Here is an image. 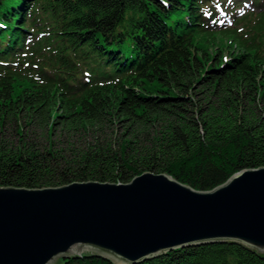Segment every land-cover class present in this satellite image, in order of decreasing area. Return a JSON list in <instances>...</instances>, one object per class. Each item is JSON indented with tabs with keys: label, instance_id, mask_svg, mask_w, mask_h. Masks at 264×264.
<instances>
[{
	"label": "trees",
	"instance_id": "obj_1",
	"mask_svg": "<svg viewBox=\"0 0 264 264\" xmlns=\"http://www.w3.org/2000/svg\"><path fill=\"white\" fill-rule=\"evenodd\" d=\"M207 1L0 0V186L126 182L148 170L209 190L264 166V0L239 17L242 33L214 32ZM60 264L118 263L90 252ZM142 264H264V253Z\"/></svg>",
	"mask_w": 264,
	"mask_h": 264
},
{
	"label": "water",
	"instance_id": "obj_2",
	"mask_svg": "<svg viewBox=\"0 0 264 264\" xmlns=\"http://www.w3.org/2000/svg\"><path fill=\"white\" fill-rule=\"evenodd\" d=\"M237 246L264 253V166L209 190L148 170L126 182L0 186V264H54L90 252L142 264Z\"/></svg>",
	"mask_w": 264,
	"mask_h": 264
},
{
	"label": "rangeland",
	"instance_id": "obj_3",
	"mask_svg": "<svg viewBox=\"0 0 264 264\" xmlns=\"http://www.w3.org/2000/svg\"><path fill=\"white\" fill-rule=\"evenodd\" d=\"M219 3H223V1L220 0ZM226 3H227V5H228V4H229V0H226ZM242 4H247L248 6H251L249 0H243V3H242ZM213 5H214L215 7L218 6L217 3L215 4V2L213 3ZM242 11H245V8H243ZM29 21H30V18H29V16H28L27 21H26V24H29ZM199 39H200V41L202 42V46L206 45V43H205L206 41L209 42V40H207V39H205V38H203V37H201V36L199 37ZM215 42H217L218 46H220V45H221V46H222V45H228V43H229L228 40H224V39H222L221 37H218V39L215 40ZM209 43H210V48H208V50H209L208 52L212 54V51H213V49H214V45L211 44V42H209ZM222 43H223V44H222ZM206 48H207V47H206ZM150 87L153 88V87H156V85H154V84H150ZM60 262H61V257L58 258V259L54 262V264H60Z\"/></svg>",
	"mask_w": 264,
	"mask_h": 264
},
{
	"label": "bare ground",
	"instance_id": "obj_4",
	"mask_svg": "<svg viewBox=\"0 0 264 264\" xmlns=\"http://www.w3.org/2000/svg\"><path fill=\"white\" fill-rule=\"evenodd\" d=\"M172 35V34H171Z\"/></svg>",
	"mask_w": 264,
	"mask_h": 264
}]
</instances>
